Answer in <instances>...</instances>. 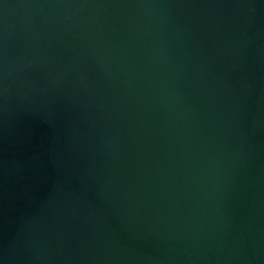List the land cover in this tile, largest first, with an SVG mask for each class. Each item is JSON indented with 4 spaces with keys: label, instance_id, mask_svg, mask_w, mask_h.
I'll list each match as a JSON object with an SVG mask.
<instances>
[{
    "label": "water",
    "instance_id": "1",
    "mask_svg": "<svg viewBox=\"0 0 264 264\" xmlns=\"http://www.w3.org/2000/svg\"><path fill=\"white\" fill-rule=\"evenodd\" d=\"M0 264H264V0H0Z\"/></svg>",
    "mask_w": 264,
    "mask_h": 264
}]
</instances>
